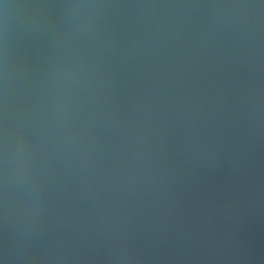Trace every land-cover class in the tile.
Masks as SVG:
<instances>
[{
	"label": "water",
	"instance_id": "1",
	"mask_svg": "<svg viewBox=\"0 0 264 264\" xmlns=\"http://www.w3.org/2000/svg\"><path fill=\"white\" fill-rule=\"evenodd\" d=\"M0 264H264V0H0Z\"/></svg>",
	"mask_w": 264,
	"mask_h": 264
}]
</instances>
